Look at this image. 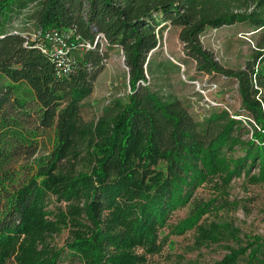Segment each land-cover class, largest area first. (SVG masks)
<instances>
[{
    "label": "trees",
    "instance_id": "trees-1",
    "mask_svg": "<svg viewBox=\"0 0 264 264\" xmlns=\"http://www.w3.org/2000/svg\"><path fill=\"white\" fill-rule=\"evenodd\" d=\"M21 18L23 27L34 22L33 32L17 25ZM239 23L256 33L253 56L243 68H227L201 37ZM168 24L179 28L198 73L236 80L241 109L254 125L218 106L196 121L178 96L151 87L149 75L163 76L166 61L157 58ZM51 28L82 42L103 34L107 43L100 38L80 51L77 69L60 76L57 58L29 35ZM114 48L124 55L130 92L87 123L82 102ZM245 122L251 138H244ZM48 130L57 138L49 158L33 160L31 171L11 183L3 166L33 157L37 137ZM252 166L261 167L254 179H264V0H0V264L21 237V264H65L69 254L82 264H148L172 210L193 202L172 228L185 233L213 209L212 199L192 200L196 189ZM52 196L66 208L48 209ZM64 228L65 244L53 246ZM213 228L203 238L214 240ZM214 264H264V235L247 237Z\"/></svg>",
    "mask_w": 264,
    "mask_h": 264
},
{
    "label": "rangeland",
    "instance_id": "rangeland-1",
    "mask_svg": "<svg viewBox=\"0 0 264 264\" xmlns=\"http://www.w3.org/2000/svg\"><path fill=\"white\" fill-rule=\"evenodd\" d=\"M25 21L21 18L17 25L21 28ZM24 30L33 32L34 22L26 25ZM179 28L168 24L160 38L162 53L157 63L166 61L163 76L152 78L149 83L154 90L173 93L186 105L196 121H202L212 107H230L239 111L241 118L251 120L248 113L241 109V99L238 84L234 78L198 73L194 60L188 58L179 41ZM204 46L215 53L216 58L227 68H243L252 59L255 47L256 33L245 24L223 26L218 29L208 28L202 35ZM104 46V45H103ZM102 46V47H103ZM105 47V46H104ZM130 92L128 69L125 66L124 55L119 48L111 49L104 70L99 74L93 92L87 96L81 107L82 119L87 123H96L103 109L115 99L125 98ZM248 122L249 133L244 138H251L252 129ZM38 151L31 157L24 155L17 161L3 166L8 171L6 179L12 183L23 178L31 171L29 163L35 159L47 160L56 146L55 131L48 130L37 137ZM237 153L236 155H238ZM70 167L69 163H66ZM160 167L164 168V164ZM261 167L252 166L249 172L233 176L224 183L219 176L213 181L205 182L194 192L192 200H211V211L205 214L198 224L177 234L172 229L182 219L189 216L193 202L170 212L166 225L159 230L162 243L160 250L149 254L148 264H214L229 253L230 248L240 246L249 236L264 235V179H254L259 176ZM2 172V171H0ZM5 172V173H6ZM1 185V184H0ZM48 209L66 208L68 202H57L55 197L47 198ZM214 231L215 238H203V235ZM69 228L56 234L50 242L55 247H62L68 237ZM16 243L14 253L3 264H21V241ZM163 240V241H162ZM143 253L142 247L137 248ZM65 264H82V259L74 255L64 256Z\"/></svg>",
    "mask_w": 264,
    "mask_h": 264
},
{
    "label": "built area",
    "instance_id": "built-area-1",
    "mask_svg": "<svg viewBox=\"0 0 264 264\" xmlns=\"http://www.w3.org/2000/svg\"><path fill=\"white\" fill-rule=\"evenodd\" d=\"M28 33L23 35L28 38ZM32 39L40 37L38 46L42 52L49 53L57 58V70L60 76H69L78 67L77 54L80 51L93 49L101 38L103 44L107 43L103 34L96 36L95 42H82L78 37L70 39L71 32L51 28L29 34ZM29 40V39H28ZM28 44V41L25 42Z\"/></svg>",
    "mask_w": 264,
    "mask_h": 264
}]
</instances>
